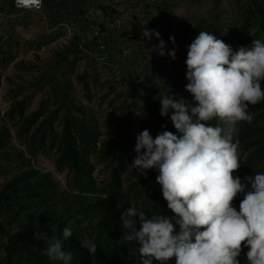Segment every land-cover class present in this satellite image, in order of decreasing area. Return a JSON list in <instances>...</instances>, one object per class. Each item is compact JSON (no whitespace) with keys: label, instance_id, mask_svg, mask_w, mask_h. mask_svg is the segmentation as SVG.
Masks as SVG:
<instances>
[{"label":"rangeland","instance_id":"374dc122","mask_svg":"<svg viewBox=\"0 0 264 264\" xmlns=\"http://www.w3.org/2000/svg\"><path fill=\"white\" fill-rule=\"evenodd\" d=\"M109 4L123 16L122 36L133 42L118 77L66 50L64 27L49 23L43 12L0 9V264H36L35 253L43 254L55 236L29 229L48 217L61 218L78 239H84L90 228L98 229L96 253L62 243L73 254L71 264H141L140 246L123 240L122 212L128 202L149 216H168L169 209L156 183L158 172L148 170L145 178L127 166L136 156V137L143 130L153 137L164 130L178 135L169 117L159 114V94L192 101L185 90V61L193 40L185 27L212 25L234 50L253 40L264 41V0H109ZM145 28L160 33L166 51L176 50L174 61L157 52L149 54L148 48L159 40L155 36L143 40ZM261 85L263 90L264 81ZM248 111L254 119L251 124L239 122L234 136L241 164L233 175L242 183L246 176L264 173V100ZM125 136L127 148L122 146ZM67 144L74 149L75 162L64 152ZM45 184L53 188L51 199L35 201L39 206L24 200ZM16 189L19 196L13 194ZM57 197L63 200L54 202ZM242 199L238 194L233 201L237 211ZM35 209L47 212L40 216ZM175 229L178 232L179 225ZM238 259L246 262L243 253Z\"/></svg>","mask_w":264,"mask_h":264},{"label":"clouds","instance_id":"9594fccd","mask_svg":"<svg viewBox=\"0 0 264 264\" xmlns=\"http://www.w3.org/2000/svg\"><path fill=\"white\" fill-rule=\"evenodd\" d=\"M42 3L16 0L18 8L28 10H39ZM153 36L159 43L148 48L149 54L157 52L174 61L176 50L166 51L160 33L144 29L143 40ZM169 40L175 45L174 36ZM185 63V90L192 101L159 94V114L170 117L178 135L165 130L153 137L143 130L136 137V156L127 166L145 178L148 170L159 173L156 183L174 216H149L128 202L121 214L123 240L140 246L141 264H166L172 258L175 264H240L243 247L249 249L247 264H264V173L244 177L246 183L233 175L241 164L239 141H234L237 125L251 124L249 106L264 100V41L253 40L233 51L214 34L200 31L187 45ZM213 118H218L216 126L207 123ZM238 194H243L239 211L233 206ZM122 206L123 202L116 205ZM72 235L70 227L62 229L64 240ZM47 245L44 253L51 260L71 264L73 254L64 250L60 239ZM81 246L96 253L94 240L87 236Z\"/></svg>","mask_w":264,"mask_h":264},{"label":"built area","instance_id":"2783aa9c","mask_svg":"<svg viewBox=\"0 0 264 264\" xmlns=\"http://www.w3.org/2000/svg\"><path fill=\"white\" fill-rule=\"evenodd\" d=\"M2 1L13 5L16 10L42 13L47 0H43L39 10L18 8L16 0H0V3ZM55 1L61 4L68 0ZM109 5V0H81L82 15L64 19L60 25L64 27L62 38L66 39V48L76 45L91 62L105 67L112 77H118V67L131 54L133 42L122 36L123 16Z\"/></svg>","mask_w":264,"mask_h":264},{"label":"trees","instance_id":"16d2710c","mask_svg":"<svg viewBox=\"0 0 264 264\" xmlns=\"http://www.w3.org/2000/svg\"><path fill=\"white\" fill-rule=\"evenodd\" d=\"M79 3H81V0H68L66 3L63 2L61 4L57 3L55 0H47L45 2V6H44V9L42 12L47 15V17L49 19V23L52 24V22H53L56 25V24L61 23L62 20H64V19L67 20V19H70L73 17H80V15H82L83 12L79 7ZM69 5H71V6H69ZM5 6L11 7L15 11L21 12V10H16L13 7V5L9 4L8 2L2 1L0 3V9L5 7ZM66 16H67V18H66ZM259 20H260V22L262 21L261 19H259ZM81 24L83 25L84 22H82ZM187 25L188 26L185 27V33L188 34V36L192 40L199 34L200 31H206L210 34H214L217 37V39L223 40V38L220 35V33L218 32V30H216V28L212 25H205L202 23H197L196 25L192 26V28H189V24H187ZM226 44H228V43H226ZM228 45H230V44H228ZM65 49L69 50L71 52H74L77 55H83V57L87 58V56L84 55L80 50H78L77 46L74 44H72L70 47L65 48ZM232 49H233V47H232ZM233 51H236V50L233 49ZM90 63H92V65H95L93 62H90ZM261 88H262V85H261ZM169 120L171 121L170 117H169ZM170 121H168V122H170ZM207 123L211 126H216L218 124L214 119H212L211 121H208ZM68 126L69 125L65 126V129H64L65 134H68V130H67ZM84 133H87V132L84 131ZM128 140L129 139L126 137V139L122 142V146H124L123 148H127L128 146L130 147V143L128 142ZM64 152L68 157H70L69 158L70 161L75 162V158L77 156L74 153V149H72V147L69 146V144L66 145ZM33 173H36V171H33ZM48 185L49 184H45L44 189H39V190H35V191L33 190L29 194L27 193V197H24V200L25 201H26V199L32 200V201L34 200V202L35 201L40 202V200H41L42 202H45L44 200L51 199L52 194H53V188L49 187ZM16 187H17V185H16ZM11 193L12 192H10V194ZM13 194L19 196L20 191H18V189H16V192H14ZM62 200H63L62 198L57 197L54 202L60 203ZM36 202H35V206H39ZM47 209H43V210L35 209L34 213L42 216L47 212ZM66 212H68V208H67ZM168 216L169 217L174 216V214L171 212L170 209L168 210ZM39 220H42V217H39ZM173 222H175V221L173 220ZM65 226H68V225L65 224L61 218H57V217L50 218V217H48V219H44L36 225H33V223H32L29 231H32V232L37 233V234H46L47 236L54 235L55 239H60L62 243H65L68 246L75 247L79 251H82L83 249H85L81 246V241L83 239H78L76 235H72V237H70L67 240L63 239L62 229ZM68 227H70V226H68ZM53 229H56V231H53ZM87 237L89 239H92L95 241L96 238L100 237V234L98 233V229H96L95 227L90 228V232L87 234ZM248 250L249 249L247 247H243L241 253H243L245 255ZM245 257H246V255H245ZM33 261L36 264H63L62 261L51 260L48 256L45 255V253L41 254L39 252L35 253V255L33 256ZM113 263L117 264L116 262H113ZM154 264H159V262L154 261ZM166 264H175V258H172L171 260L167 261ZM242 264H247V258H246V262H244Z\"/></svg>","mask_w":264,"mask_h":264}]
</instances>
